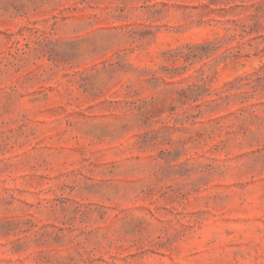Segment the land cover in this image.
I'll return each mask as SVG.
<instances>
[{"label": "rangeland", "instance_id": "1", "mask_svg": "<svg viewBox=\"0 0 264 264\" xmlns=\"http://www.w3.org/2000/svg\"><path fill=\"white\" fill-rule=\"evenodd\" d=\"M0 264H264V0H0Z\"/></svg>", "mask_w": 264, "mask_h": 264}]
</instances>
